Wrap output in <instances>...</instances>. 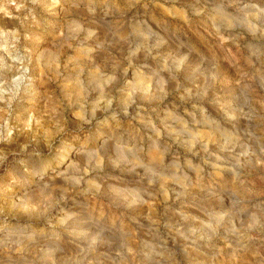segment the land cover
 <instances>
[{"label":"rangeland","instance_id":"obj_1","mask_svg":"<svg viewBox=\"0 0 264 264\" xmlns=\"http://www.w3.org/2000/svg\"><path fill=\"white\" fill-rule=\"evenodd\" d=\"M0 264H264V0H0Z\"/></svg>","mask_w":264,"mask_h":264}]
</instances>
